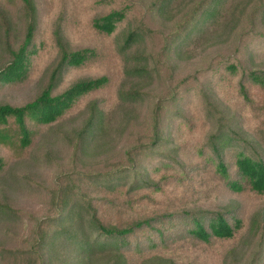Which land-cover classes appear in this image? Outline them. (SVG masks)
I'll use <instances>...</instances> for the list:
<instances>
[{"label":"trees","instance_id":"16d2710c","mask_svg":"<svg viewBox=\"0 0 264 264\" xmlns=\"http://www.w3.org/2000/svg\"><path fill=\"white\" fill-rule=\"evenodd\" d=\"M19 3L22 34L0 3V87L43 78L31 101L0 103V172L4 152L32 151V121L82 114L62 133L70 164L46 188L45 215L0 260L264 264V202H253L264 200V0H69L52 19ZM206 46L230 51L175 78L172 63ZM164 77L176 80L155 98ZM8 188L0 220L13 225Z\"/></svg>","mask_w":264,"mask_h":264},{"label":"rangeland","instance_id":"374dc122","mask_svg":"<svg viewBox=\"0 0 264 264\" xmlns=\"http://www.w3.org/2000/svg\"><path fill=\"white\" fill-rule=\"evenodd\" d=\"M38 8L40 18L47 17L52 19L51 14L57 10L62 9V3H66L69 0H35ZM2 5H6L7 11H9L11 18L14 19V24L19 29V33L22 34V22L21 7L19 0L10 2L9 0H0ZM64 12V11H63ZM54 14V17H55ZM53 16V15H52ZM167 28H171V24ZM229 49L224 48L219 50L215 47H203L197 48L196 57L189 61L173 62L172 65L175 68V78H180L192 73L195 70H202L212 60V58L218 52L229 53ZM4 54L0 51V63L5 60ZM43 76L36 75L34 79L27 82L25 85L18 87L15 84L6 88L0 87V103L11 104H24L31 101L39 93ZM175 78L172 80H166L162 78V81L155 83L151 87V93L156 98L168 93ZM82 111L73 114V116H66L56 126L51 128H38L35 123H30V128L35 132V140L32 145V151L23 158H16L10 152L8 155L7 168L0 172V182L7 184L8 188V200L11 205L19 209L21 212L20 221L13 225H5L0 220V246L4 249H17L24 247L27 244L32 233V226L35 219L45 215L47 211L46 205V188L53 186L54 180L59 171L67 169L70 164V148L66 145L65 139L62 137V133H67L71 128L78 126L80 121V114ZM148 110L145 109L142 117L148 116ZM145 121V120H144ZM143 121V122H144ZM119 147L121 148L129 145V139H124ZM51 152L55 158L53 163H47L41 154L45 151ZM30 177L37 184L33 185L27 181L26 177ZM224 198H220L222 201ZM255 204H262L264 200L255 199ZM7 261L0 260V264H5Z\"/></svg>","mask_w":264,"mask_h":264}]
</instances>
